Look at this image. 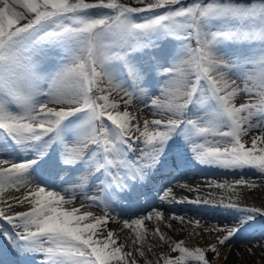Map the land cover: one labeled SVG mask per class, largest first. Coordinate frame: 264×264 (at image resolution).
I'll use <instances>...</instances> for the list:
<instances>
[{
    "label": "snow or ice",
    "instance_id": "1",
    "mask_svg": "<svg viewBox=\"0 0 264 264\" xmlns=\"http://www.w3.org/2000/svg\"><path fill=\"white\" fill-rule=\"evenodd\" d=\"M134 3L0 0V264H160L147 259L149 234L174 253L162 264H214L220 247L264 231V201L241 193L260 187L248 170L264 183V3ZM181 169L241 178L177 199L158 180ZM173 203L231 223L187 247L160 227L184 221L165 216ZM119 216L130 242L107 228Z\"/></svg>",
    "mask_w": 264,
    "mask_h": 264
},
{
    "label": "bare ground",
    "instance_id": "2",
    "mask_svg": "<svg viewBox=\"0 0 264 264\" xmlns=\"http://www.w3.org/2000/svg\"><path fill=\"white\" fill-rule=\"evenodd\" d=\"M142 115L148 114L142 113ZM250 135L252 134L250 133ZM202 171L204 173L200 174L199 171L198 173L187 174L185 178L170 185L172 186L173 193L177 199H194L197 195L208 196L209 192H211L213 195H221L223 193L219 189H207L205 187L206 182H223L224 180H228L231 182L235 179L241 178L239 175L225 174L226 170L222 169H204ZM244 178L254 180L257 184L260 185V187L257 189H241L242 195L247 197L246 202L248 206H259L261 202L264 201V183H261V177L258 174H254L252 170H248L244 174ZM182 184H187L192 189L199 188L200 191H188L187 189L180 187V185ZM7 191L10 195H19V193H16L11 189H8ZM23 210H25L24 207H17L15 209V211ZM162 210L164 211L166 217L171 215L184 217L183 222L179 220L171 221L174 230L168 229L165 223H161L160 227L161 230L164 231L169 237H171L172 240H184L185 246L187 247H206L209 243L215 242V238L217 236L216 234H212L208 231L211 226H222L231 223L230 219H225L218 212H214L203 206H197L190 203L168 204ZM124 219L127 218L110 220L107 224V228L109 230L117 232L121 240H127L130 242L134 237V234L129 232L127 229H123ZM197 219L201 221L199 227L195 224V220ZM189 220L193 222L188 223ZM181 223H183V229H181ZM146 225L149 229H152L154 227L153 222H146ZM235 240L236 241H233L230 246L220 247V257L214 260V264H231L230 259L228 258L229 255L226 254L227 252L230 253L234 250H237L241 254H248L252 249H255L257 252H259L260 257L264 261V231H262L260 228H256L254 231H250L249 233H245L242 236H238L235 238ZM148 245H151L152 247L151 252H148ZM145 251L148 260H160V263L162 261L163 253L171 254L170 245L163 244V242L159 240L158 236H152L151 234H149L145 242ZM247 259V261L244 260L243 264H247L249 262V258ZM140 264H143L142 258Z\"/></svg>",
    "mask_w": 264,
    "mask_h": 264
},
{
    "label": "rangeland",
    "instance_id": "3",
    "mask_svg": "<svg viewBox=\"0 0 264 264\" xmlns=\"http://www.w3.org/2000/svg\"><path fill=\"white\" fill-rule=\"evenodd\" d=\"M121 2L130 4L131 6H135L134 0H121ZM192 2H194V0H183V3H184L185 6H187L188 4H190ZM195 2H199V0H195ZM241 2L242 3H247L249 5L255 4V5L259 6L261 3H264V0H241ZM252 45L253 46H251V48L248 51L252 52L253 54H258V49L260 47L259 43H254ZM114 98L119 100L118 96H114ZM161 99H163V97H161ZM249 100H250V96L249 95H245L244 102H249ZM239 102H240L239 98H237V104ZM251 134L255 135L256 133L252 132ZM180 196H182V195H180ZM211 233L212 234L214 233L216 235H221V233H215V232H211ZM233 241H236V240L234 239ZM171 254L174 255V253H171ZM246 254L247 253L241 254L237 250H234V251H232L230 253L227 252L226 255H229L228 258L230 259V263L231 264H243L244 260L245 261L248 260L247 258H249V262L247 264H264V261L260 257L259 252H257L255 249H252L251 252H249L247 255ZM160 264H162V261H161ZM189 264H194V262L189 261Z\"/></svg>",
    "mask_w": 264,
    "mask_h": 264
}]
</instances>
